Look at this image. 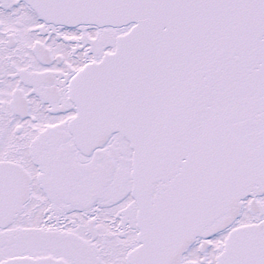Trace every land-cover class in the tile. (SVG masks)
I'll use <instances>...</instances> for the list:
<instances>
[{"label":"snow or ice","instance_id":"6c2138e0","mask_svg":"<svg viewBox=\"0 0 264 264\" xmlns=\"http://www.w3.org/2000/svg\"><path fill=\"white\" fill-rule=\"evenodd\" d=\"M0 264H264V0H0Z\"/></svg>","mask_w":264,"mask_h":264}]
</instances>
